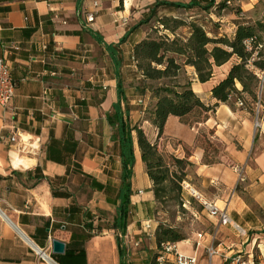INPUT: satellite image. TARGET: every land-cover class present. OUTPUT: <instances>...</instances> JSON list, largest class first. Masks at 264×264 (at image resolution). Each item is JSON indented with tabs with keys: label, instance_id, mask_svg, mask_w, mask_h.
I'll return each instance as SVG.
<instances>
[{
	"label": "crops",
	"instance_id": "1",
	"mask_svg": "<svg viewBox=\"0 0 264 264\" xmlns=\"http://www.w3.org/2000/svg\"><path fill=\"white\" fill-rule=\"evenodd\" d=\"M124 1L110 0L104 10L102 0H0V59L9 64L17 84L11 106L0 107V211L7 217L0 213V264H52L38 250L54 264H120L111 229L120 204L122 164L120 143L113 139L107 119L118 102L110 51L122 61L124 105L134 126L143 121L144 113L133 106L139 94L136 88L126 87L123 59L129 52L137 69L134 47L146 36L142 26L132 32L141 21L127 19V9L117 11ZM192 87L204 102L215 104L212 82L200 83L195 70ZM144 97L151 102L149 92ZM218 110L232 123L235 116L228 106ZM247 116L244 113V150L231 153L248 181L244 187H239V175L228 166L205 165L202 150L191 157L199 182L196 188L249 235L239 238L233 229L221 226L218 217L209 215L212 230L198 233L201 239L196 236L192 242H182L184 246L176 245L180 253L196 255L198 264H210L206 251L210 245L229 256L246 253L264 264V117L257 120L255 129ZM178 121V117H168L159 144L165 136L180 138L174 133ZM144 124L152 130L150 139L157 141V128ZM198 125L215 130L216 135L224 133V143L228 129L224 121L210 117ZM16 133L28 140L25 147L9 143L8 138ZM133 140L131 207L153 209V183L135 132ZM16 157L25 165L16 166ZM131 214L125 241L131 247L139 244L140 252L131 249L130 261L149 264L151 252L145 251L143 233L153 252L157 250L155 236L145 232V222L140 230ZM152 222L155 231L158 222ZM52 240L65 243L69 256L53 255ZM197 242L201 246L196 248ZM81 251L85 256L79 259ZM211 264L225 263L215 255Z\"/></svg>",
	"mask_w": 264,
	"mask_h": 264
},
{
	"label": "trees",
	"instance_id": "2",
	"mask_svg": "<svg viewBox=\"0 0 264 264\" xmlns=\"http://www.w3.org/2000/svg\"><path fill=\"white\" fill-rule=\"evenodd\" d=\"M215 3V0H211L208 6H203L194 0L189 3L158 0L149 7L147 18L132 29L133 32L139 26L155 22L145 38L135 45L133 51L134 62L141 75L136 89L143 96L149 92L152 101L149 107L142 110L143 121L134 126L130 122L129 108L124 105L126 98L120 74L122 61L101 39L100 43L110 51L114 61L118 82V102L114 104L113 111L107 114V119L113 129V139L118 141L121 147L120 204L111 226L115 231L120 264H132L125 236L133 193L132 177L135 163L133 132L137 135L142 161L153 183L152 191L158 207L167 202H175L178 206L183 204L181 185L186 174L183 169L171 170L159 149V138L164 132L169 116L184 119L199 110L206 114V120L210 118L212 111V106L205 103L194 91L192 79L186 76L187 68H193L198 81L206 84L214 79L216 68L232 63L225 77L212 87L214 105L223 104L234 111V104L231 101L236 97L240 106L244 109L250 108L251 113L254 111L253 106L258 104L261 80L259 73L252 71L250 66L260 73L264 72V50L258 49L264 48V21L239 23L232 35L223 33L220 23L208 18L209 11ZM219 5H221L219 9L227 7V3ZM162 9H175L190 14L186 17L160 15ZM87 32L93 37L97 36L93 30ZM126 38L127 36L117 46H121ZM256 53L257 60L254 58ZM238 84L241 85V90L237 88ZM242 96L249 97L250 104L243 101ZM143 122H149L157 128L159 132L157 141H152L146 136L140 126ZM203 163L213 164L207 161ZM154 236L159 252L155 254L152 264H157V258L163 254V245H177L186 241L178 229L164 223L158 224ZM66 254L69 256V252ZM84 256L85 252L81 251L78 258Z\"/></svg>",
	"mask_w": 264,
	"mask_h": 264
},
{
	"label": "rangeland",
	"instance_id": "3",
	"mask_svg": "<svg viewBox=\"0 0 264 264\" xmlns=\"http://www.w3.org/2000/svg\"><path fill=\"white\" fill-rule=\"evenodd\" d=\"M103 1V9L109 8L110 0H102ZM158 0H125L123 5L117 8L119 12L122 9L123 13L128 11L127 19H133L135 23L144 20L148 16V11L146 8L152 4H154ZM163 1V0H161ZM166 1H173V2H182V3H189L192 0H166ZM197 2L202 3L203 6H208L211 0H194ZM215 5L210 9V15L208 18L212 19L213 22H219L221 25V32L227 33L232 35L235 27L239 23H246L252 22L254 23L257 20L264 21V0H215ZM222 3H227V7L225 9H219ZM168 16H179V17H186L188 14L187 12L175 10V9H162L160 15ZM120 16V15H119ZM122 21L123 18H122ZM155 24L152 21L150 24L142 25L145 33L150 31V27ZM130 47L127 51H130ZM259 50H264L262 47L258 48ZM254 58L257 60V53L254 55ZM232 63L222 67L215 69V77L211 81L213 86L225 75L227 74L230 66ZM250 69L254 72L259 73L258 76L261 80V87L259 93V101L258 103L261 104L262 108L258 113V107H254L253 112H249L250 108L244 109V107L240 106L237 102L236 97H234L231 101L234 104L235 110H230L233 112L235 117H230L232 120L228 122V115L225 114L222 110H218V107L223 105L220 104L218 106L211 105L210 101L206 100L205 103L210 104L212 106V111L210 112V117H214L215 119L222 120L225 124H228V129L226 130L225 140L224 143L221 142L224 138V133L220 135H216L215 130L207 129V127L199 126V123H195L196 121H201L203 123L206 114L203 111L196 110L190 116L181 119L177 123L178 129L174 130L177 131L179 137L173 136H165L167 139L163 141L162 144H159V149L162 152L163 156L167 164L170 166L171 170L181 171L184 170L186 174L185 181L182 183V199L183 204L178 206L175 202H167L162 206L156 204L153 209H149L147 207L142 206L141 208H135L134 206L131 207V218L137 220V225L140 230H142V223L147 221H153L155 219L158 224L164 223L174 228L178 229L183 236L186 238L185 243L187 241L192 242L193 239L197 236L198 233L209 232L212 230V223L211 217L209 216L208 212L204 210V207L197 198L193 197L189 189H185L186 184L190 186V188L197 189L198 186V177L196 176V166L192 162V155H196L198 149L202 150L203 161L213 162V165H226L238 176L239 174L236 172L237 163L236 159H234L231 153L239 152L244 150V113H248V116L252 121H254L255 129H257V120L264 117V78L260 72L250 66ZM186 76L189 79L194 78V69L188 67ZM140 73L135 68L133 61L131 59V55L128 52L126 54L125 59H123V72L122 75L127 81L126 87L127 89L136 88L138 85L137 78L140 76ZM237 88L239 90L242 89L241 85L238 84ZM138 96L136 98L137 102H133V106L136 109L143 110L146 107H149L152 104V101H146L145 95H140L138 92ZM243 101L248 102L249 97H241ZM230 116V115H229ZM149 123V122H148ZM141 128L144 130L146 136L148 138L152 137V130L150 129L149 125H145L144 122L140 123ZM146 126V127H145ZM184 128V129H183ZM183 129V131H181ZM163 135V134H162ZM137 137V135H136ZM162 137V136H161ZM239 155V154H238ZM205 156V157H204ZM205 158V160H204ZM237 167V168H236ZM239 177V176H238ZM239 187H244V185L248 182L244 178V171L242 173V180H238ZM186 183V184H185ZM199 191V190H198ZM244 193V192H243ZM158 208V209H157ZM111 223L105 222V225H109ZM143 239L144 243L143 246L145 247V251L149 250L151 255L148 257L149 264L154 262V256L158 251V249L153 252L149 249L150 247V240L147 235H144ZM126 242V241H125ZM128 252L131 249H135L137 252L140 247L133 246L131 247L130 244H127ZM253 258V256H251ZM142 263H145L143 261ZM101 264H109L107 261ZM146 264V263H145Z\"/></svg>",
	"mask_w": 264,
	"mask_h": 264
},
{
	"label": "built area",
	"instance_id": "4",
	"mask_svg": "<svg viewBox=\"0 0 264 264\" xmlns=\"http://www.w3.org/2000/svg\"><path fill=\"white\" fill-rule=\"evenodd\" d=\"M262 78H264V72L261 73ZM17 90V84L12 76V70L9 66V64L4 60L0 59V107L2 108H9L12 104V101L16 95ZM258 113L260 112V109L262 108L261 104H257ZM257 127L259 126V123L257 121L256 123ZM9 143L15 147V146H23L25 147L28 143V140L23 136V134H14L13 136L8 138ZM236 172L239 174V179L242 180V173L243 170L241 168H237ZM186 184V183H185ZM185 189H189L190 194L197 198L199 201L204 198V196L201 194L198 189L190 188L188 184H186ZM204 210L208 212V214L212 217H218L219 222L221 226L224 227H230L233 229L237 236L242 239H247L249 237L248 232L239 226L237 223H235L227 211H222L216 207V205L213 202L207 201V203H203L201 201ZM144 230L148 234L154 235V226L152 221H147L144 224ZM199 239L202 238V234L197 235ZM139 244H136L138 246ZM201 243H196V248L200 247ZM163 254L160 255L156 262L157 264H198V258L196 255L194 256H186L185 254H182L178 251V248L176 245L172 244H166L163 245ZM208 257H209V263L211 264V260L215 255H220L222 260L225 264H261L256 263L253 258H251L250 255L239 252L234 255H227L223 252L218 251V248L214 245H210L206 248ZM173 255L174 259H170V256ZM42 257H45L46 254H41Z\"/></svg>",
	"mask_w": 264,
	"mask_h": 264
},
{
	"label": "water",
	"instance_id": "5",
	"mask_svg": "<svg viewBox=\"0 0 264 264\" xmlns=\"http://www.w3.org/2000/svg\"><path fill=\"white\" fill-rule=\"evenodd\" d=\"M0 213L7 219V217L4 215V213H2L1 211H0ZM38 251L40 254H45L44 252H41V250H38ZM65 253H66V244L63 242H60L58 240H52V254L53 255H64ZM50 262L52 264H54L51 259H50Z\"/></svg>",
	"mask_w": 264,
	"mask_h": 264
},
{
	"label": "bare ground",
	"instance_id": "6",
	"mask_svg": "<svg viewBox=\"0 0 264 264\" xmlns=\"http://www.w3.org/2000/svg\"><path fill=\"white\" fill-rule=\"evenodd\" d=\"M14 164H15L16 166H18V165H25V161L22 160V159H20V158H17V157H16ZM201 201H202L203 203H207V200H206L205 198H202ZM184 245H185V244H183V243L181 244V246H184ZM44 258L47 259L48 261H50V259L48 258L47 255H46Z\"/></svg>",
	"mask_w": 264,
	"mask_h": 264
}]
</instances>
